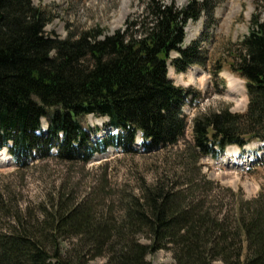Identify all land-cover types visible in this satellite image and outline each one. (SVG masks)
Wrapping results in <instances>:
<instances>
[{
    "label": "trees",
    "instance_id": "16d2710c",
    "mask_svg": "<svg viewBox=\"0 0 264 264\" xmlns=\"http://www.w3.org/2000/svg\"><path fill=\"white\" fill-rule=\"evenodd\" d=\"M143 1L123 29L60 39L46 33L51 17L31 0H0V151L15 168L86 164L111 146L135 154L138 138L144 151L172 158L152 183L117 197L116 215L97 214L94 197L77 200L62 187L36 208L12 204L0 190V264H87L99 256L152 264L147 257L158 250L171 253V264H264V191L249 199L233 193L225 204L196 170L227 146L264 141V0H255L230 65L245 80L246 111L197 113L190 124L183 108L192 93L168 77L169 62L177 72L201 62L197 42L184 47L185 27L211 2ZM90 115L114 132L94 140L82 123ZM66 239L72 244L63 251Z\"/></svg>",
    "mask_w": 264,
    "mask_h": 264
},
{
    "label": "rangeland",
    "instance_id": "374dc122",
    "mask_svg": "<svg viewBox=\"0 0 264 264\" xmlns=\"http://www.w3.org/2000/svg\"><path fill=\"white\" fill-rule=\"evenodd\" d=\"M33 5L51 17L45 31L52 37L75 38L84 31L99 29L109 35L123 29L128 20L143 10V0H31ZM183 8L189 0H160ZM212 10L203 13L196 22L185 27V47L197 42L201 62L189 66L185 72H177L169 62V78L175 85L189 89L192 98L186 103L184 113L190 121L197 113L217 111L228 107L234 113H244L247 108L245 80L231 68L238 43L247 35L249 22L256 10L255 0H209ZM256 2V3H255ZM191 27V31L188 28ZM177 57L173 53L171 58ZM105 120L88 116L83 124L91 127L92 137L98 140L113 129L105 126ZM42 128H46L45 120ZM185 140H191L190 127ZM121 153L109 148L104 154H95L86 164L57 159L35 161L26 170L15 168L5 150L0 151V190L8 192L20 207H37L43 197L51 196L59 188L74 191L75 199L94 197L97 214L113 211L119 213L117 197L136 193L142 183H152L155 177L172 162L170 153L147 152ZM236 147L225 149L223 156L215 160L209 156L200 159L198 175L214 182L217 197L229 203L233 193L245 199L264 191V143L252 142L240 155ZM249 155V153H251ZM237 162L236 164L233 162ZM60 185V186H59ZM33 208V210H34ZM72 240L62 241V250L71 247ZM147 259L152 264H171L170 252L158 250ZM87 264H108L107 257L99 256ZM213 264H222L214 261Z\"/></svg>",
    "mask_w": 264,
    "mask_h": 264
},
{
    "label": "bare ground",
    "instance_id": "6f19581e",
    "mask_svg": "<svg viewBox=\"0 0 264 264\" xmlns=\"http://www.w3.org/2000/svg\"><path fill=\"white\" fill-rule=\"evenodd\" d=\"M125 3H127V0H125ZM190 29H191V27H190V28H188V30H189V31H191ZM235 151H237V148L235 149ZM233 163H235V164H236V162H233ZM59 186H60V185H59Z\"/></svg>",
    "mask_w": 264,
    "mask_h": 264
}]
</instances>
